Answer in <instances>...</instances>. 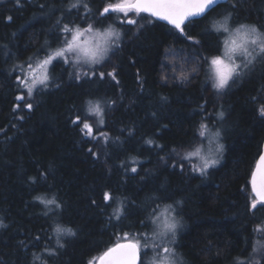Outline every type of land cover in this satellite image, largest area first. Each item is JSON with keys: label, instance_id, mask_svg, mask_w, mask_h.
Wrapping results in <instances>:
<instances>
[{"label": "trees", "instance_id": "trees-1", "mask_svg": "<svg viewBox=\"0 0 264 264\" xmlns=\"http://www.w3.org/2000/svg\"><path fill=\"white\" fill-rule=\"evenodd\" d=\"M77 2L0 0V264H90L125 233L151 237L153 210L171 203L185 264H264V205L252 208L250 185L264 141V59L222 90L205 63L217 54L215 17L264 31V0H230L183 33L121 13L122 38L102 64L56 60L48 84L27 94L23 63L59 45L64 24L106 23L115 13L103 8L121 0ZM170 51L183 57L182 76L166 67ZM89 102L103 106L94 134L76 119L93 123ZM201 124L222 129L225 147L203 173L185 159L204 139Z\"/></svg>", "mask_w": 264, "mask_h": 264}, {"label": "snow or ice", "instance_id": "snow-or-ice-1", "mask_svg": "<svg viewBox=\"0 0 264 264\" xmlns=\"http://www.w3.org/2000/svg\"><path fill=\"white\" fill-rule=\"evenodd\" d=\"M219 0H121L117 4H109L103 8L101 15H108L110 13H123L125 16L129 12L149 13L153 17L166 21L172 25L173 28L184 32L185 21L189 17H196L206 15L214 6L218 5ZM79 0L73 4V8L80 7ZM83 7L87 8L85 4ZM11 19V18H9ZM230 14L225 16L223 20H213L211 23V30L217 36V54L205 58V63L209 62L212 72L211 78L214 81V87L217 90L224 89L228 86L229 81L234 76L239 75L241 66L247 67L252 60L260 57L264 59V31L259 30L256 26H249L241 24L232 29L228 25ZM59 24V21H57ZM127 23L134 24L135 20H128ZM63 33L60 39V46L51 53H46V58L39 60L35 67L31 63L28 64L30 72L26 73L23 78H19L20 84L27 88V94H31L33 89L39 85H47L49 76V65L57 58L63 60L65 64L69 63L70 59L75 63H84L89 65L99 64L107 55V53L115 46L120 39V33L115 31L111 26L104 32L97 31L91 24L87 27H80L79 25L69 26L64 24L60 29ZM191 39V37H188ZM243 56L244 60L237 63V58ZM103 75V74H101ZM31 107V104L28 105ZM260 113L264 115V104L259 109ZM100 105L89 102V109L87 117L93 115H102ZM77 122H82L83 127L88 133L93 131L92 125L83 122L80 116H77ZM207 125L201 124L200 136L205 137ZM216 136L219 135L217 132ZM203 145L197 146L194 151L186 154L185 159L191 157H199L201 165L199 170L203 173L209 167L214 166L217 160L211 158L212 150L209 148V155H201ZM223 145L217 144L215 151L219 153L222 151ZM135 171V169H133ZM252 191L256 195V200L252 203V208H256L257 204L264 205V154L259 156L256 164V169L251 176ZM39 199V198H38ZM104 199H113L109 193L104 194ZM45 204H55V200H41ZM59 207V205H57ZM169 205L165 212L169 211ZM121 209H116L115 214L117 219L120 218ZM161 216L164 219L161 220ZM143 224V221H141ZM152 223L156 226L151 229L152 236L150 237L146 232L136 234L134 240H129L128 234L125 233L123 239L124 243H117L109 247L106 252L99 259V264H142L141 248L150 250L154 253L152 264H176L175 252L164 241L167 239L171 243V238L174 237L177 228V223L174 217L165 216L164 213L157 215L156 210L152 213ZM145 228L148 225H144ZM264 229L258 228L257 231ZM55 231L59 233H71V229L61 228L57 226ZM159 236V242L155 241V237ZM264 247V246H262ZM147 255V252H145ZM92 264V262H90Z\"/></svg>", "mask_w": 264, "mask_h": 264}, {"label": "rangeland", "instance_id": "rangeland-1", "mask_svg": "<svg viewBox=\"0 0 264 264\" xmlns=\"http://www.w3.org/2000/svg\"><path fill=\"white\" fill-rule=\"evenodd\" d=\"M111 14H113V13H111ZM123 14V13H122ZM121 15V13H119V12H117V13H115V15H113V17H112V15L110 16L109 15V17L106 19V23L105 22H101V20L100 21H98V22H94V23H91V25L93 26V28L95 29V30H97V31H100V32H104L105 30H107L108 28H109V26H111L115 31H118L119 33H120V39L122 38V31H121V26H119V24H118V21H117V19H115V18H119L120 19V17H118V16H120ZM129 13H128V15L126 16V18H123L122 17V19L123 20H126V19H129ZM225 16H223L222 18L221 17H215V19L216 20H223V18H224ZM113 21V22H112ZM117 21V22H116ZM122 21V20H121ZM125 22V21H124ZM127 22V21H126ZM96 23V24H95ZM230 19H229V21H228V25H229V27L230 28H232V29H234V28H236V27H238L239 25H241V24H244V23H241V24H238L237 23V25L235 24H231L230 25ZM244 25H249V26H256V25H253V24H244ZM71 27V26H70ZM80 27H87V26H80ZM257 27V26H256ZM259 30H261L259 27H257ZM119 39V40H120ZM119 40L117 41V44H118V42H119ZM60 46V44L59 45H57V46H55L52 50H50V52L49 53H51V52H53V51H55V49H57L58 47ZM111 51V50H110ZM110 51L107 53V55L105 56V58L99 63V64H102V62H104L106 59H107V57H108V55H109V53H110ZM175 53V52H174ZM169 54H171L172 56L171 57H174V59L173 60H169V59H167L165 62L167 63V65H166V67L167 68H169V69H171L169 72H171L173 75H177V76H182V73L184 72V70H186V65L182 62V60H183V57L182 58H180V57H178V56H176V55H173V51L171 52H169ZM44 58H46V55L45 56H42V57H36V58H30L28 61H26L25 63H23V65H22V67H25L24 68V75L26 74V73H28V72H30V69L28 68V64L29 63H31L32 65H33V67H35V65H36V63L39 61V60H43ZM259 57H257L256 59H258ZM256 59H254V60H252V62L250 63V64H248V66L249 65H251ZM56 60H62V59H60V58H57ZM56 60H54L53 61V63L56 61ZM244 60V57L243 56H239L238 58H237V63H241L242 61ZM70 61H73V60H71L70 59ZM73 64H75V65H77V63H75L74 61H73ZM79 64H82V66H83V68L85 69V70H89V69H91L92 67H94V65H89V64H84V63H79ZM52 65L53 64H51V65H49V76H50V78H51V67H52ZM96 65V64H95ZM247 66V67H248ZM247 67H245V68H247ZM243 69H244V67H243V65L241 66V69H240V71H239V75L238 76H234L233 77V79L232 80H230L229 81V84H228V86H226L225 88H227V87H229L232 83H234V82H236V81H238V80H240L241 78V76H242V74L241 73H243L242 71H243ZM241 74V75H240ZM209 75H210V82H211V84L212 85H214V81H213V79L211 78V76H212V72H211V68H210V65H209ZM50 81V79L48 80V82ZM48 82H47V84H48ZM40 86H43V85H37L34 89H33V91H35L38 87H40ZM214 87V86H213ZM26 88V87H25ZM224 88V89H225ZM27 89V88H26ZM216 89V88H215ZM220 90H222V89H220ZM32 91V92H33ZM95 104H97V103H95ZM99 105H100V107H101V109H102V113H103V106H101V104L100 103H98ZM103 115V114H102ZM102 115H93L92 116V120H93V123L91 122V125H92V128H93V130L98 126V124H99V122H101L102 121ZM99 119H100V121H99ZM96 126V127H95ZM215 129H221L220 127H218V128H215ZM219 133V135L218 136H216L215 134L216 133ZM95 133V131H93V134ZM223 135H224V133H223V131H222V129L221 130H219V131H215V130H208V132H206L205 133V137H204V139H203V141H202V143H201V145H203V147H202V151H201V155H205V156H207V155H209V148H211V150H212V153H211V158H214V159H216L217 160V163L214 165V166H217L218 164H220V162H221V160L223 159L222 157H223V154H224V150H225V147H224V142H223V139H222V137H223ZM102 136V133H97L96 134V138H99V137H101ZM217 144H219V145H223V149H222V151H220L219 153H217L216 151H215V149H216V146H217ZM196 158V166H197V168H198V170H199V167H200V165H201V160H200V158L199 157H195ZM194 164V163H193ZM214 166H211V167H214ZM211 167H209V168H211ZM208 168V169H209ZM193 169L194 170H196L195 169V166H193ZM171 204H173V203H171ZM171 204H166V205H162V206H160V208L158 209V211H157V215H159L160 213H164V215L165 216H171V217H174L175 218V221H176V223H177V228H176V231H175V235H174V237H170L171 238V243H168V240L166 239L164 242L170 247V248H172L173 250H174V252H175V258H176V264H185L186 262H185V259L183 258V256L180 254V253H178V251H177V248H176V246H174L175 245V243H177V236H178V233H179V230L181 229V227H182V225H183V222H182V220H180V217L176 214V212H178V207L176 206V205H171ZM171 206V209L169 210V211H167V212H165V209L168 207V206ZM164 219V216H161V220H163ZM156 226L154 225L153 226V228H155ZM128 237H130L129 235H128ZM135 238H136V236H135ZM133 239V238H132ZM160 237L159 236H156L155 237V241L156 242H159L160 241ZM134 240V239H133ZM142 250H143V258H142V260L144 259V263L145 264H152V260H153V256H154V253L153 252H151L150 250H147V249H144L143 247H142ZM145 252H147V255H145ZM264 252V251H263ZM96 262L97 261H95V262H92V264H96Z\"/></svg>", "mask_w": 264, "mask_h": 264}, {"label": "water", "instance_id": "water-1", "mask_svg": "<svg viewBox=\"0 0 264 264\" xmlns=\"http://www.w3.org/2000/svg\"><path fill=\"white\" fill-rule=\"evenodd\" d=\"M227 1H228V0H219L218 5L214 6L209 12H211L214 8L218 7L219 5L226 3ZM209 12H208V13H209ZM208 13H207V14H208ZM144 14H147V15L151 16L149 13H144ZM203 16H205V15H202V16H196V17H189L188 20L185 21V24H186L188 21H190V20L198 19V18H201V17H203ZM151 17H153V16H151ZM153 18H154L155 20H157V21H160V22H163V23L168 24L166 21L160 20V19L157 18V17H153ZM169 25H170V24H169ZM171 26H172V25H171ZM261 154H264V141H263V145H262V151H261ZM261 154H260V155H261ZM260 155H259V156H260ZM258 160H259V157L257 158V161H256V163H255V166H254V169H253L252 173H253V172L255 171V169H256V164H257ZM251 176H252V174H251ZM250 185H251V178H250ZM251 190H252V186H251ZM252 193H253L255 199H257L255 193H254L253 191H252ZM124 242H126V241L119 242V243H124ZM113 246H114V245H113ZM111 247H112V246H111ZM106 251H107V250H106ZM106 251H105V252H106ZM102 255H103V254H102ZM102 255H101V256H102ZM101 256H100V257H101ZM100 257H99V259H100ZM99 259L97 260V263H96V264H99ZM141 260H142V251H141Z\"/></svg>", "mask_w": 264, "mask_h": 264}, {"label": "flooded vegetation", "instance_id": "flooded-vegetation-1", "mask_svg": "<svg viewBox=\"0 0 264 264\" xmlns=\"http://www.w3.org/2000/svg\"><path fill=\"white\" fill-rule=\"evenodd\" d=\"M206 15H207V14H206ZM203 17H204V16H203ZM201 18H202V17H201ZM198 19H199V18H198ZM194 20H197V19L190 20V21H188L186 24H188L189 22H192V21H194ZM186 24H185V25H186ZM168 25H169V24H168ZM185 25H184V26H185ZM170 26H171V25H170ZM171 27H172V26H171ZM178 244H179V243H175L174 246H176L178 253H180V251H179V249H178ZM143 263H144V262H143Z\"/></svg>", "mask_w": 264, "mask_h": 264}, {"label": "bare ground", "instance_id": "bare-ground-1", "mask_svg": "<svg viewBox=\"0 0 264 264\" xmlns=\"http://www.w3.org/2000/svg\"><path fill=\"white\" fill-rule=\"evenodd\" d=\"M171 205H173V204H171ZM151 221V220H150Z\"/></svg>", "mask_w": 264, "mask_h": 264}]
</instances>
